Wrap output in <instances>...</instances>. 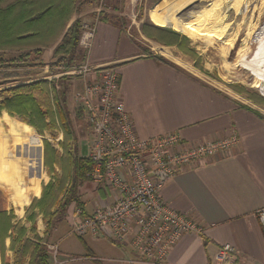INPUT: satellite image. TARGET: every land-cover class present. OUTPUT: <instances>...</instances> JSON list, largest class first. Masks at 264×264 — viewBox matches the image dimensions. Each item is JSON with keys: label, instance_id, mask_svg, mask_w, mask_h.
<instances>
[{"label": "crops", "instance_id": "crops-1", "mask_svg": "<svg viewBox=\"0 0 264 264\" xmlns=\"http://www.w3.org/2000/svg\"><path fill=\"white\" fill-rule=\"evenodd\" d=\"M90 12L85 9L82 17L83 24L89 23L95 28L94 34L88 29L82 32L81 47L87 50L85 62L112 64L118 68L120 98L140 136L178 132L184 140L193 143L233 132L239 136L238 144L227 156L188 164L162 188L165 202L191 215L203 226L202 233L188 232L179 238L171 247L166 264H216L217 253L225 243L232 244L238 252L234 264H264V226L257 216V210L264 207V103L257 104L230 88L227 84L232 81L230 70L220 73L219 63L212 61L210 55L202 69L181 51L189 58L190 65L172 59L176 55L165 45L158 46L162 54L147 49L139 33L126 30L119 19L117 5L107 2L101 13L105 19H96L97 15ZM49 49L42 53L46 63L54 54ZM256 65L249 70L264 73L262 64ZM0 117L3 124L11 121L6 110L1 111ZM13 133V143L17 145L18 137L22 143L19 147H26L27 141L20 133ZM53 165L57 168L56 163ZM86 184L81 188L82 194L90 191L92 184H96L99 191L92 206L81 197L86 214H90L110 193L103 184L94 181L88 183V187ZM43 187L40 182L37 194L31 186L32 197L40 198ZM12 200L13 204L10 202V206L0 211V244L6 249L1 264H17L21 260L18 248L27 239L44 244L48 249L57 245L62 264H149L139 261L128 243L112 242L101 234L88 233V239L77 236L72 231L73 204L67 215L54 222L52 231H48L50 219L39 207L30 208L31 197L27 201L17 196ZM58 211L57 205L52 207L49 216L57 218ZM36 212L39 214L34 220ZM33 221L36 226L31 232ZM20 238L22 240L16 244ZM22 260L29 261L28 258Z\"/></svg>", "mask_w": 264, "mask_h": 264}, {"label": "built area", "instance_id": "built-area-1", "mask_svg": "<svg viewBox=\"0 0 264 264\" xmlns=\"http://www.w3.org/2000/svg\"><path fill=\"white\" fill-rule=\"evenodd\" d=\"M105 4L101 0L100 7ZM88 29L94 34V27ZM69 74L82 78L76 94L93 134L89 176L110 193L90 214L77 206L72 231L79 237L101 234L112 242L128 243L139 261L166 264L179 238L188 232L202 233L203 226L165 202L162 188L188 164L227 156L238 144V134L199 143L184 140L178 132L142 137L120 98L116 66L84 62L71 67ZM257 216L264 226V207ZM49 250L51 264H62L58 246ZM236 253L232 244L221 245L216 264H234Z\"/></svg>", "mask_w": 264, "mask_h": 264}, {"label": "trees", "instance_id": "trees-1", "mask_svg": "<svg viewBox=\"0 0 264 264\" xmlns=\"http://www.w3.org/2000/svg\"><path fill=\"white\" fill-rule=\"evenodd\" d=\"M84 1L87 0H0V76L8 78L18 75L17 70L21 68L31 69L35 66L46 65L42 60L43 48L56 43L58 40L60 41L50 62L51 67L67 70L84 63L87 50L80 46L83 32L82 19L76 18L67 27L73 13L80 11L79 7ZM200 1L176 0L167 9V15L162 18L163 22L187 34L193 40L202 42L201 36L203 35L200 32L201 25L199 26L200 20L197 16L200 13L203 15V12H210L202 27L203 34L204 36L212 34L221 36L227 29L228 22H225V17L227 12L232 9L231 0H216L214 6L211 0ZM105 2L107 4V1ZM115 2L117 1L112 0L113 5ZM251 2L252 0H240L236 15L238 13L245 15ZM192 6L197 7V9L191 10ZM101 18L105 19L106 17L103 15ZM156 21L162 22L159 18ZM144 31L147 36L165 44H176L180 41L181 34L172 29L168 30L164 27L145 23ZM251 35L256 41L252 54L248 53L251 50V41L246 38V43L240 48V56L237 62L242 66L251 68L260 61L264 67V55L259 57L255 55L260 47L263 46L261 50H264V25L258 31L251 27L248 37ZM179 45L181 44L179 43ZM25 49L28 50L24 51ZM9 50L17 52L12 54ZM161 57L163 58V56ZM7 70L11 71L6 73ZM74 77L79 78L80 76L64 74L58 80L41 79L31 83L18 84L4 90L6 97L0 104V113L2 110H6L10 116H20L36 127L41 134L46 130L53 132L57 126L64 132L63 146L66 152L63 160L59 162L56 160V162L60 166L62 165L65 176L68 174L71 176L72 183L64 192L61 201L58 200V204L55 203L56 197L55 199L52 198L51 201L49 200L50 207H48L49 204L45 205L46 200H48V192L46 193L45 187H43L41 197L35 198L32 202L34 208L40 207V212L45 211L48 215L52 207L58 205L59 211L56 221L67 215L72 204L74 213L77 206H83L81 188L85 183L93 182L89 176L93 168L92 159L89 156H80L77 151L74 152V150L70 151L69 149V142L73 139L78 140L67 108V94L70 87V84L67 83ZM6 83L8 82H4V84ZM77 113L81 117L84 116L82 106ZM44 142H46V158L50 156L51 152L53 160L57 159V153L51 147L49 140L46 139ZM9 227H11V220ZM21 240L22 238L18 239L16 244ZM18 251L21 255V262L18 261L17 264H51L52 256L48 247L34 240L27 239L18 248ZM24 258H28L29 261L25 263L22 260Z\"/></svg>", "mask_w": 264, "mask_h": 264}, {"label": "rangeland", "instance_id": "rangeland-1", "mask_svg": "<svg viewBox=\"0 0 264 264\" xmlns=\"http://www.w3.org/2000/svg\"><path fill=\"white\" fill-rule=\"evenodd\" d=\"M104 1L111 2L110 0ZM116 1L117 2H115V5H117L119 11V19H121V21L124 23L126 30H129L130 32H133L135 34L139 33L141 36L139 37L141 38V42L149 47L147 49L162 54V52H160V50L158 49V46L165 45V47H170L169 49H171V51L174 52V54L177 56L176 57L173 55L172 59H177L176 61H179L184 64H189L188 57H191L196 61V64L198 66L202 67V69H205V62L209 60L210 55V59L212 61L217 60V62L219 63L220 73L223 70H230V79L232 81L228 83L226 82L230 86V88L234 89L235 91H239L242 94H245L246 96L250 97L255 103L263 105L261 102L264 103V73L252 72L251 70H249V67H243L241 64H239L237 62V59L240 56V48L246 43V38L251 41V50H249L248 53L250 55L252 54V49H254L256 41L255 38H252L253 35L249 37L248 35L251 27L253 28V30L258 31L264 25V0H252V2L250 3V7L245 15H242L241 13H238L236 15V10L239 6L240 0H231L232 9L227 12V16L225 17V22H228L227 29L226 32L221 36H219L218 34L204 36L202 27L204 21L206 20L210 12H203V15H201L200 13L197 18H199L200 20V32L203 35L201 36L202 42L194 41L187 34L163 22L162 18L167 15V9L176 0H159L160 2H158V0ZM202 1L203 0H201L200 2ZM211 1H213L214 6L216 0ZM89 2L90 1L87 0L84 1L82 5H80V11H76L73 13L72 18L69 20V24L67 27H69L76 18L82 19L83 12L85 11V9H89L92 13L95 14V16L97 15L96 19H99L101 17V13L106 9L107 4H105V7H100L101 0L93 1L90 3ZM195 6H192L193 8L191 10H196L197 7ZM101 8L104 9L102 11H99ZM157 18H159L162 22H157ZM145 23L164 27L168 30H176L181 34V38L179 41L181 45H179V43L170 45L165 44L160 41H157L156 39H153L152 37L147 36L144 31ZM93 27L94 26L90 25L89 23L83 24V29ZM59 41L60 40L50 46L44 47L43 51L46 50V48H50L49 50L53 51L54 53V50ZM151 41H155V43H152ZM80 46H83V43L81 41ZM262 47H260L259 50L255 52L256 57L264 55V50H261ZM26 50L28 49H25L24 51ZM180 51L188 57L183 56ZM16 52L17 51H12L11 53L14 54ZM163 54L167 55L166 53ZM42 60L46 64L42 67L35 66L31 69H28L27 67L21 68L17 70L18 75L10 76L8 78H3L2 76H0V104L6 97L4 94V90L14 87L18 84L31 83L41 77L42 79L46 77L48 78L47 80L51 81L52 79L58 80L59 77L64 74L68 76L76 75L69 74L71 68L63 70V68L51 67L50 62H45L47 59L44 60V58L42 57ZM257 63L261 62L259 61ZM11 70H7L6 73ZM28 70H30V72H27ZM214 70L217 71V69ZM218 79L221 80L220 77ZM4 82L8 83L4 84ZM79 83H82V78L80 77L71 78L70 81H68L67 83L70 84L69 92L67 94V108L70 112L73 121V129L75 130L78 139L77 141L73 139L69 142V149L70 151H77L80 156H87L89 154L90 145L92 144L93 134L91 126L88 124L86 119L79 116L77 113L78 108L81 106V101L78 100V97L76 95V93L82 88V85L81 87L80 85L77 86ZM84 116L86 117L85 113ZM10 117L11 121H8V124H3L2 117H0V141L4 142L7 160L15 163V169L17 170L16 175H14L11 181L4 182L0 180V211L2 208L10 206L11 203L13 204L12 199H14V197L16 196L23 197L25 201H27L28 198L31 197L30 207H33V209H35L36 207L34 208V206H32V202L35 199V197H32L34 192L33 189L31 191V186L33 188V179H37L39 181V184L40 182L43 183V186L46 189V193L48 192V200H46L47 203H45V205L47 206L49 204V200L51 201L52 198L55 199L56 197L57 200L55 203L58 204V200L61 201L64 192L72 183L71 176H69V174L65 176L64 170L62 169V165L60 166L59 163L56 162V160L58 162L63 160L64 153L66 152L63 146V142L65 141L64 132L59 128V126H57L53 132L46 130L43 134H41L36 127L29 124L27 120L20 118V116ZM13 132L20 133L22 139L24 141H27L26 147H19L22 146V143L18 144L17 141V145L13 143V138L15 140V135ZM46 139L49 140L51 147L57 153V159L55 160H53L51 152L50 156H47L46 158V142H44V140ZM53 163L57 164V168L53 165ZM95 185L96 184H92L90 186V191L84 192L85 190L83 188L84 193L81 194V197H83V200L88 206L94 205L93 203L99 195V191L95 187ZM86 186L88 187V183L86 184ZM43 200L45 199L43 198ZM48 207H50V204L48 205ZM37 213L38 212L34 213V220L37 217ZM44 213L46 214L45 211ZM1 214L2 213L0 212V216ZM46 215L47 218L50 219L47 223L51 222L48 231H52L53 224L54 222H56V218H53L51 217V215L49 216L48 214ZM18 224L19 222L16 225ZM35 226L36 225L33 221V225L30 230L31 232L34 231ZM71 237L77 238L76 235H71ZM83 238L88 239L89 235H86ZM5 252L6 249L1 243L0 264L1 261L3 262L1 258L2 256H5Z\"/></svg>", "mask_w": 264, "mask_h": 264}, {"label": "bare ground", "instance_id": "bare-ground-1", "mask_svg": "<svg viewBox=\"0 0 264 264\" xmlns=\"http://www.w3.org/2000/svg\"><path fill=\"white\" fill-rule=\"evenodd\" d=\"M16 141L20 144L18 137ZM15 174V165L7 160L4 142L0 141V179L9 182ZM32 184L35 192L38 194L40 192L39 181L37 179H33Z\"/></svg>", "mask_w": 264, "mask_h": 264}]
</instances>
